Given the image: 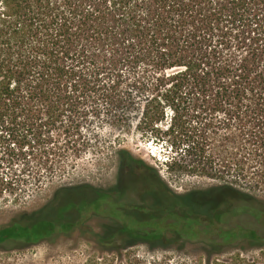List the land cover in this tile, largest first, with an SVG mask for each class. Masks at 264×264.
<instances>
[{
    "label": "trees",
    "instance_id": "obj_1",
    "mask_svg": "<svg viewBox=\"0 0 264 264\" xmlns=\"http://www.w3.org/2000/svg\"><path fill=\"white\" fill-rule=\"evenodd\" d=\"M133 122L143 139H168L169 170L220 182L177 193L118 149L125 202L114 189L60 187L0 224V252L76 235L117 259L180 242L203 252L186 264H257L243 248L223 254L264 246L234 222L264 224V201L248 191L264 189V0H0V168L37 175L39 189L82 153L84 126ZM12 175H0V198L25 184Z\"/></svg>",
    "mask_w": 264,
    "mask_h": 264
},
{
    "label": "rangeland",
    "instance_id": "obj_2",
    "mask_svg": "<svg viewBox=\"0 0 264 264\" xmlns=\"http://www.w3.org/2000/svg\"><path fill=\"white\" fill-rule=\"evenodd\" d=\"M83 130L85 139L80 142L84 141L85 145L81 148L82 153L79 155L68 153L63 159L65 170L58 171L39 189L36 188L37 175L30 174V172L23 173L18 165L13 171L6 167L7 164L0 168L1 176L12 177V172H15V178L25 181V184L14 193L4 191L3 197L0 198V224L10 222L22 211L40 208L52 199L55 191L60 187L89 184L94 187L95 191L91 193L93 196L103 194L104 190H121L118 188L120 177L117 169V150L122 148L154 165L162 179L177 193L205 189L220 182L217 179L191 176L169 170L167 163L176 153L170 149L168 139H143L136 130L135 122L130 127L94 123L84 126ZM1 144L0 141V150H2ZM248 191L264 201L263 188ZM98 221L97 216L89 219V223L93 225L98 224ZM234 222L244 228L256 229L259 235H264L262 221L240 216ZM165 245L150 248L146 244H139L123 252V255L117 259L116 256L108 257L101 254L93 243L86 242L82 236L64 235L53 244L44 243L23 251L0 252V264H95L98 257L105 259L101 262L104 264H130L132 256L138 254L143 255L145 259H149L151 255L167 258V264H186L200 260L203 255L197 244L166 242ZM239 248H243L242 255L245 258L255 260L257 264H264V246L251 244L228 246L224 249L223 255L232 256Z\"/></svg>",
    "mask_w": 264,
    "mask_h": 264
},
{
    "label": "flooded vegetation",
    "instance_id": "obj_3",
    "mask_svg": "<svg viewBox=\"0 0 264 264\" xmlns=\"http://www.w3.org/2000/svg\"><path fill=\"white\" fill-rule=\"evenodd\" d=\"M123 172V170H121V169H118V173H119V177H120V179H118V180H120V182L122 181V182H124V181H126L125 183H127L128 181H129V177H123L122 175H121V173ZM122 187H124V186H122ZM122 187H120V189L121 190H119V191H117V195H119V196H121L117 201H120V200H122V201H124L125 199H123L122 197H124V194L126 193V190H125V188L123 189ZM130 191V189H128L127 190V193ZM116 195V196H117ZM135 196H137V194H135ZM125 202V201H124Z\"/></svg>",
    "mask_w": 264,
    "mask_h": 264
}]
</instances>
